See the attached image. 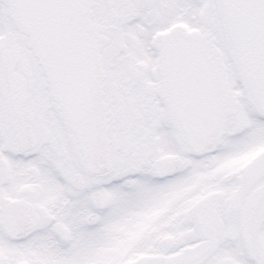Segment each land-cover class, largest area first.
Masks as SVG:
<instances>
[{
	"label": "snow or ice",
	"instance_id": "obj_1",
	"mask_svg": "<svg viewBox=\"0 0 264 264\" xmlns=\"http://www.w3.org/2000/svg\"><path fill=\"white\" fill-rule=\"evenodd\" d=\"M0 264H264V0H0Z\"/></svg>",
	"mask_w": 264,
	"mask_h": 264
}]
</instances>
